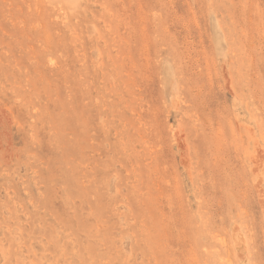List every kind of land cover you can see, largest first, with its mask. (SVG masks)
Here are the masks:
<instances>
[{
    "label": "rangeland",
    "instance_id": "374dc122",
    "mask_svg": "<svg viewBox=\"0 0 264 264\" xmlns=\"http://www.w3.org/2000/svg\"><path fill=\"white\" fill-rule=\"evenodd\" d=\"M0 264H264V0H0Z\"/></svg>",
    "mask_w": 264,
    "mask_h": 264
}]
</instances>
